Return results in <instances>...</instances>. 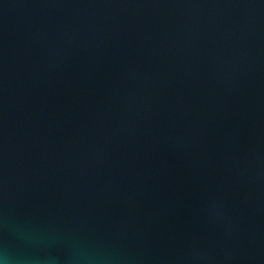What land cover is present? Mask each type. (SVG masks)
Instances as JSON below:
<instances>
[{"label":"water","instance_id":"water-1","mask_svg":"<svg viewBox=\"0 0 264 264\" xmlns=\"http://www.w3.org/2000/svg\"><path fill=\"white\" fill-rule=\"evenodd\" d=\"M0 264H264V0H0Z\"/></svg>","mask_w":264,"mask_h":264}]
</instances>
